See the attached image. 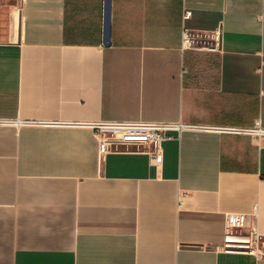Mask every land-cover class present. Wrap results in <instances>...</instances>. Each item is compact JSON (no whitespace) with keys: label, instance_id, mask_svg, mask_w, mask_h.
Here are the masks:
<instances>
[{"label":"crops","instance_id":"crops-1","mask_svg":"<svg viewBox=\"0 0 264 264\" xmlns=\"http://www.w3.org/2000/svg\"><path fill=\"white\" fill-rule=\"evenodd\" d=\"M103 39L104 0H0V264H264V141L230 131L264 128V0H111ZM95 122L199 127L156 163Z\"/></svg>","mask_w":264,"mask_h":264},{"label":"built area","instance_id":"built-area-1","mask_svg":"<svg viewBox=\"0 0 264 264\" xmlns=\"http://www.w3.org/2000/svg\"><path fill=\"white\" fill-rule=\"evenodd\" d=\"M190 11L185 12V17ZM220 30H192L184 28L182 32V46L195 49H216L219 45ZM92 127L96 130L104 149L118 148H149L151 158L161 162V146L171 130L181 131L183 129L194 130L199 126L184 124L182 122H95ZM230 131L250 135L256 142L264 141V128L256 122L251 128H232ZM180 205L182 201L180 200ZM255 218L256 214H252ZM248 217L246 214H227L225 218V242L224 248L245 247L256 254H263L260 249L262 234L256 226H252L250 233L241 238L235 233ZM236 237V238H235Z\"/></svg>","mask_w":264,"mask_h":264},{"label":"water","instance_id":"water-1","mask_svg":"<svg viewBox=\"0 0 264 264\" xmlns=\"http://www.w3.org/2000/svg\"><path fill=\"white\" fill-rule=\"evenodd\" d=\"M110 12L111 0H104V39L103 43L108 45L110 42Z\"/></svg>","mask_w":264,"mask_h":264}]
</instances>
